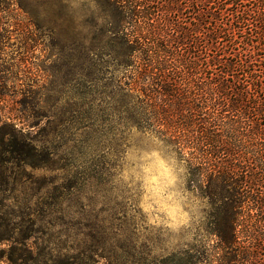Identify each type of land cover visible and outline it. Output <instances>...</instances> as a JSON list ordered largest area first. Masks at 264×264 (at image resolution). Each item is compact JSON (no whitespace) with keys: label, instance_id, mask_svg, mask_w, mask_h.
<instances>
[{"label":"rangeland","instance_id":"rangeland-1","mask_svg":"<svg viewBox=\"0 0 264 264\" xmlns=\"http://www.w3.org/2000/svg\"><path fill=\"white\" fill-rule=\"evenodd\" d=\"M101 22L90 0H0V264H219L207 177L113 114ZM19 144L44 163H9Z\"/></svg>","mask_w":264,"mask_h":264},{"label":"trees","instance_id":"trees-1","mask_svg":"<svg viewBox=\"0 0 264 264\" xmlns=\"http://www.w3.org/2000/svg\"><path fill=\"white\" fill-rule=\"evenodd\" d=\"M90 1L102 22L89 52L119 76L106 94L116 119L207 177L191 188L208 199L219 264H264V0ZM12 147L9 163H44ZM174 261L196 264L189 251Z\"/></svg>","mask_w":264,"mask_h":264}]
</instances>
